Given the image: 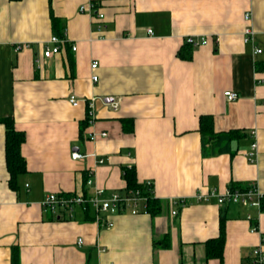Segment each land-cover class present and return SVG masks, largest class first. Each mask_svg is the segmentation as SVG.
<instances>
[{"label": "crops", "instance_id": "0c3cea01", "mask_svg": "<svg viewBox=\"0 0 264 264\" xmlns=\"http://www.w3.org/2000/svg\"><path fill=\"white\" fill-rule=\"evenodd\" d=\"M90 2L94 10L79 11ZM51 17L65 44L44 57ZM247 27L253 34L244 42ZM188 36L206 42L187 45ZM188 50V60L179 58ZM225 91L238 97L227 101ZM72 93L76 106L68 103ZM204 114L214 132L255 133L231 142L232 154L204 157ZM10 116L24 133L27 172L9 187L0 123V264H11L14 246L19 264H253V248L264 252V212L193 198L233 183H254L264 196V0H0V119ZM122 118L132 121L130 131ZM71 151L88 155L73 160ZM131 167L137 182L152 183L156 215L108 216L107 228L76 206L71 214L41 206L49 193L124 190ZM177 198L188 204L174 205ZM220 218L222 258L206 259Z\"/></svg>", "mask_w": 264, "mask_h": 264}, {"label": "built area", "instance_id": "2783aa9c", "mask_svg": "<svg viewBox=\"0 0 264 264\" xmlns=\"http://www.w3.org/2000/svg\"><path fill=\"white\" fill-rule=\"evenodd\" d=\"M94 10L95 6L92 2H90L87 6L82 5L79 7V11L82 10ZM244 19L247 21L249 19V15L246 14L244 16ZM148 33H151L150 30H146ZM253 34V31L251 28L247 27L244 31V42H247L251 39V35ZM51 46H43L42 54L44 57H52L55 53L59 52L60 46L65 44L64 37H58L55 34H53L52 37H50L48 41ZM206 42V39L204 37H200L196 39L193 36H188L185 40V43L187 45L192 46H202ZM20 48V45H17L14 47L15 51H18ZM73 50L76 49L74 45L71 46ZM255 53H259V49H254ZM97 66V62H92L91 69H95ZM91 81H96L97 77L95 74L90 75ZM224 97L227 101H234L238 94L234 91H225ZM93 99H91L88 102V106L91 107ZM79 100L75 96V94H70L68 97V103L72 106H76L78 104ZM110 105L115 109L116 102L110 103ZM249 136L254 135V131L250 130L247 132ZM101 136H105V133L101 132ZM88 137L90 140H94L97 138V136L93 133H89ZM250 152L246 153V158L248 162H251L254 160L255 157V151H256V144L254 141L250 143ZM71 159L77 160V159H84L88 154H80L77 151H71ZM103 162V159L97 160L98 164H101ZM86 186L92 185L93 181H91L90 178H87L85 180ZM146 187H149V193L152 192V183L147 180L143 183ZM195 202H202L207 203L208 201H214L216 205L219 207L225 206V205H234V206H240L246 209H257L260 211V203L261 200L264 198L261 192L258 191L257 187L254 183L248 184L244 186V188H231V186L226 187L223 191L218 192L216 188H209L206 193L202 192H196L193 196ZM146 197L140 193L139 190H132L127 191L124 190H118L114 191L110 194L105 195L103 188H97L95 187L92 193L89 194H82V193H74L72 196L64 197L60 194H53L49 193L44 196V199L42 200L41 206L45 210H48L52 213H55L58 210H63L68 213H73V207H78L81 211L84 213H88V211L93 212L94 215V221L97 224H102L106 226L107 228L113 227V223L111 220H109L108 216L117 215V214H123V213H129V214H140L145 213L147 214V210L145 207L146 203ZM172 203L174 205H178L180 207L185 206L188 204L184 199L177 198L176 200H173ZM55 211V212H54ZM177 211L174 209L171 211V214L174 216L176 215ZM105 215V216H103ZM248 221L251 222V232L256 229V224L253 221V216L248 213L245 217ZM77 244L81 245L83 243L81 238H78ZM252 256H253V264H264V252H261L259 248H253Z\"/></svg>", "mask_w": 264, "mask_h": 264}, {"label": "trees", "instance_id": "16d2710c", "mask_svg": "<svg viewBox=\"0 0 264 264\" xmlns=\"http://www.w3.org/2000/svg\"><path fill=\"white\" fill-rule=\"evenodd\" d=\"M52 18V32L58 36L63 37L60 29L57 26V19ZM179 58L188 60L191 56V50L179 52ZM198 134H200V149H202V156L218 155L220 153H231L230 143L233 141H238L239 139L247 137V133L240 131L238 129L229 130V131H220L219 133L214 132L213 130V118L204 114L199 118ZM123 129L125 131H130L132 129V121L130 119L122 118ZM127 122L130 124L127 126ZM0 123L4 124L5 133H4V154H5V167L9 174V187L11 189L17 188L16 180L20 175H23L27 172L25 168V161L23 156L20 153V146L25 141L24 133L15 129L13 124L12 117H5L0 119ZM87 118L80 122L79 132L87 125ZM232 154V153H231ZM123 180H125L127 191L139 190L146 199L145 207L147 213L150 215H156L160 212V201L152 195V192L149 193V187H146L143 183L137 182L135 179V172L133 167L130 169H125L123 171ZM86 182V181H85ZM231 188H244L243 184L233 183L230 185ZM74 194V193H72ZM72 194H60L64 197L72 196ZM85 195V194H84ZM260 210L264 212V198L260 203ZM85 213L86 215L89 214ZM219 235L216 238L209 239L205 242V253L206 259L208 258H222V249L224 245V223L223 218L219 220ZM164 245V244H163ZM162 245V246H163ZM11 264H19L18 258V248L17 246L12 247L11 249Z\"/></svg>", "mask_w": 264, "mask_h": 264}]
</instances>
